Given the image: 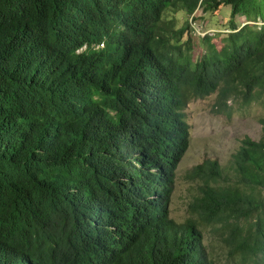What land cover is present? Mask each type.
Instances as JSON below:
<instances>
[{"label":"trees","instance_id":"obj_1","mask_svg":"<svg viewBox=\"0 0 264 264\" xmlns=\"http://www.w3.org/2000/svg\"><path fill=\"white\" fill-rule=\"evenodd\" d=\"M225 6L195 59L188 18ZM258 19L264 0H0V264H220L206 229L230 264H264V117L225 167L186 173L189 218L169 216L188 105L264 109Z\"/></svg>","mask_w":264,"mask_h":264},{"label":"rangeland","instance_id":"obj_2","mask_svg":"<svg viewBox=\"0 0 264 264\" xmlns=\"http://www.w3.org/2000/svg\"><path fill=\"white\" fill-rule=\"evenodd\" d=\"M174 16L177 19V28L183 26L186 17L181 13ZM229 19V6L222 7L215 15L208 13L196 22L188 18L193 33L184 39L190 38L191 51L195 59L201 54L199 38L205 35L211 36L219 49L221 38L229 32ZM234 21L240 26L245 24L241 17ZM255 25L262 26L264 22L258 19ZM214 100L215 96H211L193 101L185 110L186 121L190 126V144L176 170L174 191L169 205V216L177 223L189 218L188 204L196 193L194 184L186 180V173L205 159L216 160L225 167L243 137L258 141L262 135L258 119L264 117L263 107L253 104L246 109L242 108L237 100L229 101L228 105L232 106V110L228 117L217 115L213 111ZM204 246L210 257L216 259L218 263L230 264L225 248L216 236L210 234V229L205 230Z\"/></svg>","mask_w":264,"mask_h":264},{"label":"clouds","instance_id":"obj_3","mask_svg":"<svg viewBox=\"0 0 264 264\" xmlns=\"http://www.w3.org/2000/svg\"><path fill=\"white\" fill-rule=\"evenodd\" d=\"M97 48H102V45H99ZM85 50H87V46L84 45L82 48H80L79 50L76 51L77 54L84 52Z\"/></svg>","mask_w":264,"mask_h":264}]
</instances>
